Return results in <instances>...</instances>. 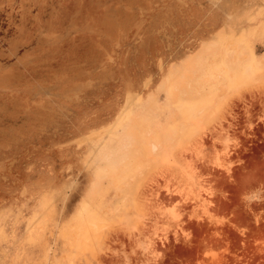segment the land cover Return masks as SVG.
Wrapping results in <instances>:
<instances>
[{"label": "rangeland", "instance_id": "obj_1", "mask_svg": "<svg viewBox=\"0 0 264 264\" xmlns=\"http://www.w3.org/2000/svg\"><path fill=\"white\" fill-rule=\"evenodd\" d=\"M0 264H264V0H0Z\"/></svg>", "mask_w": 264, "mask_h": 264}, {"label": "bare ground", "instance_id": "obj_2", "mask_svg": "<svg viewBox=\"0 0 264 264\" xmlns=\"http://www.w3.org/2000/svg\"><path fill=\"white\" fill-rule=\"evenodd\" d=\"M79 214H81V219L77 223L76 230L79 231L80 237H86L87 233L94 232L100 227L99 223L103 221L102 214H96L91 208H81Z\"/></svg>", "mask_w": 264, "mask_h": 264}]
</instances>
